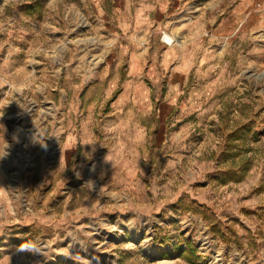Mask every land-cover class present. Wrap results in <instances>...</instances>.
Instances as JSON below:
<instances>
[{
  "label": "rangeland",
  "instance_id": "1",
  "mask_svg": "<svg viewBox=\"0 0 264 264\" xmlns=\"http://www.w3.org/2000/svg\"><path fill=\"white\" fill-rule=\"evenodd\" d=\"M163 1L0 0V264H264L261 119L248 177L212 179L224 102L264 117V28L185 48L208 0Z\"/></svg>",
  "mask_w": 264,
  "mask_h": 264
},
{
  "label": "trees",
  "instance_id": "2",
  "mask_svg": "<svg viewBox=\"0 0 264 264\" xmlns=\"http://www.w3.org/2000/svg\"><path fill=\"white\" fill-rule=\"evenodd\" d=\"M21 9L25 14L38 16L42 11V5L35 2ZM239 100L241 103L235 108H232L230 100L225 101L219 116V129L223 133V141L220 154L214 157L218 168L212 174V179L221 184H238L248 177L256 159L254 143L259 139L257 120L261 119V123L264 124L263 108L260 107L256 111L253 99L248 93H244ZM235 112L240 113L239 119L235 118ZM212 231L217 233L216 224L212 225ZM182 255L190 264H198L197 257L195 258L196 250L190 243Z\"/></svg>",
  "mask_w": 264,
  "mask_h": 264
},
{
  "label": "crops",
  "instance_id": "3",
  "mask_svg": "<svg viewBox=\"0 0 264 264\" xmlns=\"http://www.w3.org/2000/svg\"><path fill=\"white\" fill-rule=\"evenodd\" d=\"M160 1L162 0H157V2ZM162 3L159 9L161 13L168 11L167 0H164ZM178 3L179 0H175V5H178ZM263 3L264 0H239L232 10L231 7H226L225 2H222V0L206 1L204 6L197 7L200 11H198L195 16L184 18L186 19L183 25L186 29V34H184L186 38L183 41V45H185L186 48L188 44L192 43L191 47H193L194 41L198 42L199 38H203L222 44L220 50L223 52L226 45L225 42L230 37L232 29L234 33L240 31L244 27L248 30V23H250L252 30L264 28V15L261 13ZM149 10L151 13L150 8ZM166 40V38H161V42L168 45L165 42ZM180 55V60H178L177 64H181L180 62L184 57V53ZM177 71L180 72L179 69H177ZM186 75L187 74L182 73V76H184L182 80L188 79Z\"/></svg>",
  "mask_w": 264,
  "mask_h": 264
},
{
  "label": "built area",
  "instance_id": "4",
  "mask_svg": "<svg viewBox=\"0 0 264 264\" xmlns=\"http://www.w3.org/2000/svg\"><path fill=\"white\" fill-rule=\"evenodd\" d=\"M261 13L264 15V3H263V7L261 8ZM166 37H163V39H165ZM166 42V44H168V45H171L172 43H173V40H172V42L170 43V42H167V41H165Z\"/></svg>",
  "mask_w": 264,
  "mask_h": 264
},
{
  "label": "clouds",
  "instance_id": "5",
  "mask_svg": "<svg viewBox=\"0 0 264 264\" xmlns=\"http://www.w3.org/2000/svg\"><path fill=\"white\" fill-rule=\"evenodd\" d=\"M41 144V146L42 147H46V145H44V143L42 144V143H40ZM5 156H3V157H0V159H3ZM25 245H27V244H22V245H19L18 246V248H22V247H24Z\"/></svg>",
  "mask_w": 264,
  "mask_h": 264
}]
</instances>
